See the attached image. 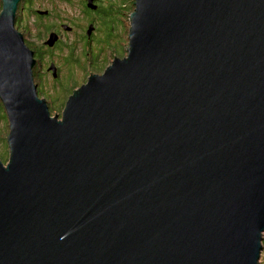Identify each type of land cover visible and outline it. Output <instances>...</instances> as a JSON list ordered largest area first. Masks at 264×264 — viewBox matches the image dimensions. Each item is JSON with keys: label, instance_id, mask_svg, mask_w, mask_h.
Instances as JSON below:
<instances>
[{"label": "water", "instance_id": "water-1", "mask_svg": "<svg viewBox=\"0 0 264 264\" xmlns=\"http://www.w3.org/2000/svg\"><path fill=\"white\" fill-rule=\"evenodd\" d=\"M20 1L0 12V264H261L264 0H135L126 55L60 118Z\"/></svg>", "mask_w": 264, "mask_h": 264}, {"label": "flooded vegetation", "instance_id": "flooded-vegetation-1", "mask_svg": "<svg viewBox=\"0 0 264 264\" xmlns=\"http://www.w3.org/2000/svg\"><path fill=\"white\" fill-rule=\"evenodd\" d=\"M63 1L67 2V5L71 7H75L79 4V9L82 13V15L80 13L81 16L79 17L82 21H85V23H82L78 17H75L77 16L76 14L74 16H69L68 13L66 14V12H64L66 15H60L58 11L53 9H40L33 4L34 0H21L16 16V27L23 33L26 44L34 52L36 63L33 68V74L38 95L41 99H45L51 114L55 109L52 115H58L59 118L62 116L69 96L81 85L86 83L90 75L103 73L106 69L105 67L110 64V62H107L108 64L104 67L105 64L103 65V63L105 60H101L103 51H99V48L101 44H104V41L106 43V39L109 38L110 25H108V23L110 22H108L109 19L107 21L104 17L107 16V14L111 16L114 15L113 10H109V8L110 5L115 3V0ZM0 3L2 10V0H0ZM59 10L63 12L61 9ZM25 13L32 16V25H30L24 17ZM50 17L64 20L68 24L62 23L60 24L61 27H57ZM46 20L50 21L51 25L46 27ZM33 32H36V36L43 38V40L37 41V43L30 41L34 36V34H32ZM65 32L67 34L66 36ZM51 36L56 38L53 45L47 43ZM64 36L68 39L73 38L74 42L67 43L66 40L64 42ZM77 44H82L80 52L82 57L80 54L74 55ZM66 48L70 51L69 54L65 55ZM108 52L110 53V51ZM58 57H62V65H66L67 67L73 64V66L82 67L85 70L88 68L91 69L92 72H90L86 82L84 81V83L79 86L76 83L75 88L69 92L63 79L67 77L72 78L73 81L77 79L74 78L73 73L70 71L62 73L63 69L62 65L61 67L59 66L60 60ZM113 59H111V62ZM93 69H95V71H93ZM101 69L103 70L102 72ZM49 75L53 78L50 85L48 84ZM45 84H47L48 88ZM56 92L57 94L55 95ZM58 101L59 104H57ZM57 108L60 110H57Z\"/></svg>", "mask_w": 264, "mask_h": 264}, {"label": "rangeland", "instance_id": "rangeland-1", "mask_svg": "<svg viewBox=\"0 0 264 264\" xmlns=\"http://www.w3.org/2000/svg\"><path fill=\"white\" fill-rule=\"evenodd\" d=\"M112 1H114V0H112ZM116 1L117 0H115V2ZM123 1L124 0H121L120 1V4H123L122 3ZM33 4L36 7L40 8V9H53L55 11H58L60 15H66L68 13L69 16H74L76 14L77 16H75V17H78L79 20L82 23H85V21H82L80 19V17H79V16L82 15L81 10L79 9V7H80L79 4H77L75 7H71V6L67 5V2H65L63 0H34V3ZM67 6H68V8H67ZM59 9H61L63 12H61ZM0 12H1V8H0ZM64 12H66V14H64ZM80 13H81V15H80ZM24 17L26 18V20L28 21V23L30 25H32V16L28 15L27 13H25L24 14ZM50 18H52V17H50ZM51 20H52V22L55 23V25L57 27H61L60 24H62V23H67L64 20H60V19H56V18H52ZM45 23H46V27L49 26V25H51V22L48 21V20H46ZM129 27H130V23H129ZM107 30H108V28H107ZM37 31H38V29H37ZM32 34H34V36H33V38L30 39V41H32L34 43H37V41H42L43 40V38H39V37L36 36V32H33ZM66 35L67 34L65 32V36ZM65 36H64V42H65V40H66L67 43L74 42L73 38L68 39V38H65ZM126 38H127V44H128V33L126 35ZM115 40H116V38H115ZM117 42H118V45L121 44V42H123V38L122 37L117 38ZM105 44L106 45H105V47H104L103 50H101V47L99 48V51H103V53L101 54V56H102V59L101 60H103V59L105 60V62L103 63V65L105 64L104 67L108 64L106 62L107 52L108 51H111V49L115 48L116 46L118 47L117 44L114 45V46H112L111 44H107V43H105ZM81 48H82V44L81 45L80 44H77L76 45V48L74 50V55L80 54ZM118 48H120V45H119ZM126 48H127V46H126ZM69 51L70 50L68 48H66V53H64V52L63 53L66 55V54H69ZM119 53L122 55V50H120ZM81 57H82V55H81ZM58 58L60 60L59 66L61 67V65L63 64L62 63V57H58ZM109 62L111 63V61H109ZM86 65H88V64H86ZM62 69H63L62 73H65L66 71H70L71 73H73L74 78L77 79L76 81L75 80L73 81V79L70 78V77H67L66 79H63L65 81V86L67 87L68 90H69V88H70V86H71V84L73 82L74 83L76 82L78 84V86L80 84H83L84 81L86 82L87 78L90 75V72H92L91 69H89V68L85 70L82 67L73 66V64L70 65V67H67L66 65H62ZM93 71H95V69H93ZM102 71L103 70L101 69V72ZM52 81H53V78L49 75L48 84L50 85ZM45 85L48 88L47 84H45ZM56 94H57V92L55 93V95ZM57 104H59V101L57 102ZM54 110H53L52 114L54 113ZM57 110H60V109L57 108ZM3 121H5V120L3 119L0 122V127H1L0 128V137L2 135L3 137L5 136V138H6L7 135H8V133H9V122L6 120L7 121V126H6L5 122H3ZM4 144H5L4 141H3V143L0 142V150L1 151H4ZM8 152H9V147H8ZM5 153H7V147H5ZM8 157H9V153H8ZM7 161H8V159H7ZM263 243H264V241H263ZM261 264H264V248H263L262 256H261Z\"/></svg>", "mask_w": 264, "mask_h": 264}, {"label": "trees", "instance_id": "trees-1", "mask_svg": "<svg viewBox=\"0 0 264 264\" xmlns=\"http://www.w3.org/2000/svg\"><path fill=\"white\" fill-rule=\"evenodd\" d=\"M121 0H117L113 5H110L109 10H113L114 15H109L107 14V16H105L104 18L109 19L108 23L110 25V31H109V38L106 39V43L107 44H111L112 46L114 45H118L117 42V38L122 37L123 38V42H121L120 48L119 45L118 47L116 46L115 48L111 49L110 53L108 52L107 54V58H106V62L111 61V59L117 57V56H124L127 53V48L126 46H128L127 44V38L126 35L128 33V29H129V15L130 13L134 10L135 8V0H124L122 3L120 4ZM0 8H1V3H0ZM116 38V40H115ZM105 41L104 44H101V50L104 49L105 47ZM126 48V49H125ZM120 50H122V55L119 53ZM76 86V82L72 83L70 88H69V92H71L72 89H74ZM5 120L3 122H5L6 126H7V114H6V110L4 108V105L2 103V101L0 100V122L1 120ZM7 120V121H6ZM9 122V121H8ZM1 128V127H0ZM3 141L5 142L4 144V151L0 150V158L6 163L7 159H8V144L6 141L5 136L3 137L1 135L0 137V142L3 143ZM5 147H7V153H5ZM264 245V243H263Z\"/></svg>", "mask_w": 264, "mask_h": 264}]
</instances>
